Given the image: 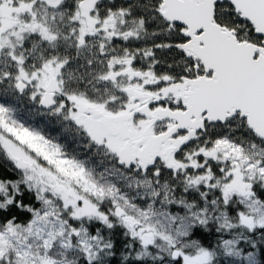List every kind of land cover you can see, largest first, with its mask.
Segmentation results:
<instances>
[{
	"label": "snow or ice",
	"instance_id": "obj_1",
	"mask_svg": "<svg viewBox=\"0 0 264 264\" xmlns=\"http://www.w3.org/2000/svg\"><path fill=\"white\" fill-rule=\"evenodd\" d=\"M117 229L122 264H264V0H0V264Z\"/></svg>",
	"mask_w": 264,
	"mask_h": 264
},
{
	"label": "trees",
	"instance_id": "obj_2",
	"mask_svg": "<svg viewBox=\"0 0 264 264\" xmlns=\"http://www.w3.org/2000/svg\"><path fill=\"white\" fill-rule=\"evenodd\" d=\"M37 119L39 120L40 118H37ZM47 130L49 132H51L53 135H56L57 131H58V126L57 125H51L50 127L47 128ZM6 174L10 175V173H6ZM216 236H217V234L214 232V230L213 231L200 230L196 234V238L203 240L205 243H214L216 240ZM114 239L116 241V255L109 258V264H122L121 253L124 251L123 244H124L125 240L122 237V235L120 234L119 229L116 230V233L114 235ZM132 264H136V262L133 261ZM149 264H150V262H149ZM222 264H223V262H222Z\"/></svg>",
	"mask_w": 264,
	"mask_h": 264
}]
</instances>
